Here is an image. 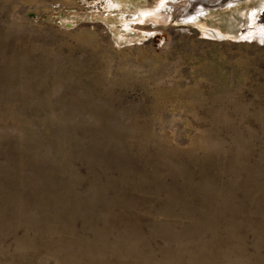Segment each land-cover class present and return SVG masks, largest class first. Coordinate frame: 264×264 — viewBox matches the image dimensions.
<instances>
[{
  "label": "rangeland",
  "instance_id": "374dc122",
  "mask_svg": "<svg viewBox=\"0 0 264 264\" xmlns=\"http://www.w3.org/2000/svg\"><path fill=\"white\" fill-rule=\"evenodd\" d=\"M159 1L0 0V264H264V0Z\"/></svg>",
  "mask_w": 264,
  "mask_h": 264
},
{
  "label": "bare ground",
  "instance_id": "6f19581e",
  "mask_svg": "<svg viewBox=\"0 0 264 264\" xmlns=\"http://www.w3.org/2000/svg\"><path fill=\"white\" fill-rule=\"evenodd\" d=\"M197 2H199V0H196ZM202 1V0H200ZM224 1V0H223ZM196 2V3H197ZM207 2V0H206ZM195 2H192V4H194ZM263 3V2H262ZM167 4H170V6L173 8V13H174V16L177 18V17H185L187 16V13L189 12V8L191 7L189 3L187 2H183V3H176V0H160L157 4V7H155V9H140L141 11L139 12V14H137V17L139 18L140 22L141 21H145V22H150V19L152 18H155V17H160L161 19L162 18V11L163 9L168 6ZM193 6V5H192ZM169 8V7H168ZM264 9V3L261 4V6L259 7H255L253 9H251L248 13H247V21H248V24H253L256 19H257V16L259 17V13ZM142 23V22H141ZM151 23V22H150ZM127 26V25H126ZM128 27V26H127ZM151 27V26H150ZM149 27V29H150ZM262 27L260 28H257L256 30L257 31H262L261 29ZM165 29H167L169 32L175 34L176 31L172 29V27H165ZM264 31V30H263ZM218 34H220V32L217 31ZM257 33V32H256ZM255 32H253L251 35H254ZM264 34V33H263ZM248 36V34H247ZM246 36V37H247ZM258 36H259V33H258ZM262 36V35H260ZM263 37V36H262ZM263 41V40H262Z\"/></svg>",
  "mask_w": 264,
  "mask_h": 264
}]
</instances>
